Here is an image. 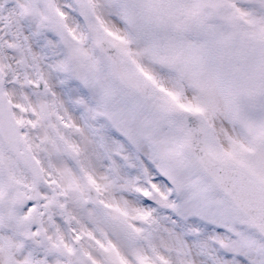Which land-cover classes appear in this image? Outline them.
Instances as JSON below:
<instances>
[{
	"label": "snow or ice",
	"instance_id": "1",
	"mask_svg": "<svg viewBox=\"0 0 264 264\" xmlns=\"http://www.w3.org/2000/svg\"><path fill=\"white\" fill-rule=\"evenodd\" d=\"M0 264H264V0H0Z\"/></svg>",
	"mask_w": 264,
	"mask_h": 264
}]
</instances>
